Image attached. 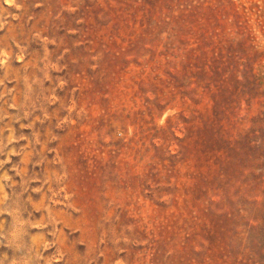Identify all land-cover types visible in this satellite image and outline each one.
<instances>
[{
  "label": "rangeland",
  "instance_id": "1",
  "mask_svg": "<svg viewBox=\"0 0 264 264\" xmlns=\"http://www.w3.org/2000/svg\"><path fill=\"white\" fill-rule=\"evenodd\" d=\"M233 1L240 30L201 51L251 59L259 93L218 116L233 179L212 201L200 58L116 0H0V264H264V143L244 136L252 117L264 135V0Z\"/></svg>",
  "mask_w": 264,
  "mask_h": 264
},
{
  "label": "trees",
  "instance_id": "2",
  "mask_svg": "<svg viewBox=\"0 0 264 264\" xmlns=\"http://www.w3.org/2000/svg\"><path fill=\"white\" fill-rule=\"evenodd\" d=\"M118 5L111 6L116 14V17L125 20L127 24L140 23L149 31L160 28L159 33H167L166 43L167 50L172 48L184 49L187 54L200 58L196 62L195 67L199 66L201 71H204L214 79L207 82L205 88L214 96L215 104L212 115L208 114L200 117L204 122H210L212 136L224 145L217 149L214 154V165L216 172L213 175L210 184L212 191L211 199L220 197L228 181L233 179V176L228 174L225 169L224 146L228 138L218 130L224 126L222 118H219L220 112L227 114L230 109L238 108L243 100H246L249 106L258 98V80L251 63V59L247 60L244 56H240L238 52H231L220 41L215 44H210L202 53L201 41L206 38L218 37L226 30L223 28L222 22L228 18H232V23L236 29L240 30L241 23L238 5L231 0H226L231 4L230 11L226 14L225 7L228 4L225 0H116ZM222 7V13L218 21L215 23L211 16L212 8ZM245 8V7H244ZM133 10V12H132ZM184 30L185 34L180 33ZM205 59L203 64L200 61ZM217 94L223 95V104L215 98ZM148 102L151 99L148 97ZM159 104V103H158ZM221 106L220 108H218ZM150 107V106H149ZM152 108V107H150ZM197 110L193 111L195 119H200ZM228 119L231 117L226 116ZM238 118V116H234ZM239 119V118H238ZM253 126L245 131L247 138L249 137L254 145L258 144L260 148L263 145L264 135L257 128L254 117L251 118ZM201 121V119H200ZM219 131V132H218ZM222 131V130H221ZM235 143L239 138H234ZM261 177L264 176V166L261 170ZM244 209V208H241ZM264 224V216L257 218L255 221H260ZM206 225H208L206 223ZM205 225V226H206ZM207 227V226H206ZM208 232L211 230L207 227Z\"/></svg>",
  "mask_w": 264,
  "mask_h": 264
}]
</instances>
